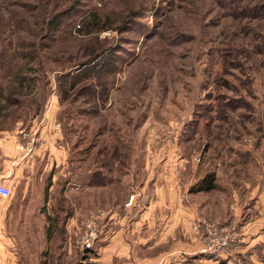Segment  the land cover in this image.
Listing matches in <instances>:
<instances>
[{
	"label": "rangeland",
	"instance_id": "obj_1",
	"mask_svg": "<svg viewBox=\"0 0 264 264\" xmlns=\"http://www.w3.org/2000/svg\"><path fill=\"white\" fill-rule=\"evenodd\" d=\"M65 12L53 34L48 22ZM45 124L52 150L35 156L32 183L18 190L13 156L5 180L29 264H108L112 210L134 194L138 205L134 186L148 180L153 193L173 173L188 195L182 246L174 250L172 232L137 258L264 264V0H0V130ZM3 159L0 151V168ZM209 173L217 190L192 194ZM66 188L70 218L56 212ZM197 205L208 225L237 234L225 250L203 251Z\"/></svg>",
	"mask_w": 264,
	"mask_h": 264
},
{
	"label": "crops",
	"instance_id": "obj_2",
	"mask_svg": "<svg viewBox=\"0 0 264 264\" xmlns=\"http://www.w3.org/2000/svg\"><path fill=\"white\" fill-rule=\"evenodd\" d=\"M44 127L45 128H43L38 133V147H36L33 154L31 155H26V153L21 151L17 145L22 140V133L25 132V130H20L18 134H16L17 131L14 130L8 131L6 133L3 132L4 134L0 135V151L3 154V160L5 163V167L0 168V184L6 185L5 180L8 178L9 172L7 164L12 160V156L14 163L13 172L15 175V180L19 185L18 190L23 191L32 183L33 176L36 173V171H34L35 156L41 153L45 156L47 152L52 150L51 149L49 151V146L52 144V142H50V140L53 139L52 133H55L54 126L52 127V125L45 124ZM49 128L50 133L46 134V130H49ZM31 129L35 131V127ZM16 130H18V128ZM7 135H13L14 137L8 139ZM47 168L48 161L46 159L44 169L46 170ZM45 172L48 174L52 171L46 170ZM175 177L176 174L173 173L171 174L170 179L165 178V183L163 182L162 184L154 185L153 193L149 192L150 186L148 180L147 183H142L140 185V190H135L134 186L131 190L133 192L137 191V194L142 196L141 199H137L138 205H136V196L133 205L130 207L125 206L129 201V197L126 198L125 196L122 200L119 199L121 200L118 205L119 209L115 211L112 210V216L110 218L111 229L110 232H107L105 235L107 237H112V242L110 244L104 245L103 248V255L107 257L108 264H114L115 256L123 257L126 255L132 256L134 258L132 260L133 262L137 264H144L146 263V260L149 259L137 257L143 255L145 252L150 254V251L153 249H157L159 247L164 248V246H166L165 241L168 237L169 240L171 239L170 236L172 232H174L176 236L178 234L177 238L175 236L174 250L176 251L178 247L180 248L182 246L181 228L183 223L182 220L185 203L184 198L188 195L187 193H182V185H179V183L177 184ZM121 181L122 178L119 179L118 184H121ZM54 185L50 190H53ZM94 187L96 189L104 188L102 185ZM186 190L187 192L189 191L188 188ZM62 193V198H65L68 201V205H74L73 201L69 198L70 193L67 188L62 190ZM52 201L53 200H50L47 202V204H51ZM45 205L46 201L42 206L43 217L46 223V220L48 221V216H51V214L48 212L47 214L44 213ZM16 206L17 204H13L11 206L7 199L0 198V264H29L31 261L25 257L26 253H24L19 247L21 236L18 233L19 228L17 229L15 220L13 218ZM168 207L171 208L173 217L170 216L168 218L167 213L170 211ZM101 210L102 209H100V211ZM190 210L195 216V223L204 221L203 219L205 218H202L203 215L200 216L199 214V206L198 208L192 206ZM191 211L190 214H188L190 216ZM102 212L103 211H101V213ZM22 220L23 219H21V221ZM74 222L75 221H73V223ZM21 231L22 233L29 232V227L26 223L22 224ZM46 233L48 234V229L45 227V236ZM176 240L178 242V247ZM138 249H141L142 251H138ZM166 254L167 253L155 252L153 255L165 256ZM28 255L30 256V254ZM148 262L149 261H147V263Z\"/></svg>",
	"mask_w": 264,
	"mask_h": 264
},
{
	"label": "built area",
	"instance_id": "obj_3",
	"mask_svg": "<svg viewBox=\"0 0 264 264\" xmlns=\"http://www.w3.org/2000/svg\"><path fill=\"white\" fill-rule=\"evenodd\" d=\"M38 131H25L22 133V140L18 143V147L21 151L25 152L26 155L33 154L34 150L36 149L38 145ZM13 196L12 189L4 184H0V198L2 199H10ZM135 200V195H132L130 197L129 202L127 203V206H132ZM206 223V228L208 232V236L205 239V248L204 252L207 253H214L218 251L225 250L230 242L233 240L235 241L237 238V234L233 233L230 230L225 229H219L216 227V225H208L207 221H204ZM199 224L195 225L196 231H200ZM96 235L94 233H91L86 238V244L87 246H91L95 241Z\"/></svg>",
	"mask_w": 264,
	"mask_h": 264
},
{
	"label": "trees",
	"instance_id": "obj_4",
	"mask_svg": "<svg viewBox=\"0 0 264 264\" xmlns=\"http://www.w3.org/2000/svg\"><path fill=\"white\" fill-rule=\"evenodd\" d=\"M71 15H69L67 12L57 14L55 15L47 24V29L50 30L53 34L59 32L61 28L64 26V20L65 18H69ZM111 64V62H110ZM26 79L23 80L25 82ZM35 105V104H34ZM35 108L38 110L39 105L35 106ZM32 110V109H31ZM38 112V111H37ZM17 127V126H16ZM16 127H11L10 129H5L1 128L0 132H8V131H14ZM32 130V129H30ZM29 131V130H28ZM97 178V177H96ZM93 186H100L102 183L99 182V179H96V182H92ZM218 185H217V176L215 173H209L207 174L202 180H200L195 186L192 187L191 193L192 194H198V193H210L214 190H217ZM60 207L57 208L56 212L59 213H64L65 218H70V211H71V205H68V201L64 198L60 200ZM63 216V217H64ZM51 217H48L50 221V228H49V238L51 240L52 236V226L51 223H53V219H50ZM59 220V219H58ZM219 264H228L227 262H221Z\"/></svg>",
	"mask_w": 264,
	"mask_h": 264
}]
</instances>
